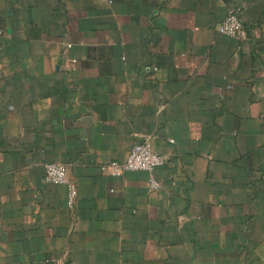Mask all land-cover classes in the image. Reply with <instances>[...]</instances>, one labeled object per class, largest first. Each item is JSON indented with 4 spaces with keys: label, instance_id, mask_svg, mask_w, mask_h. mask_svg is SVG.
<instances>
[{
    "label": "crops",
    "instance_id": "1",
    "mask_svg": "<svg viewBox=\"0 0 264 264\" xmlns=\"http://www.w3.org/2000/svg\"><path fill=\"white\" fill-rule=\"evenodd\" d=\"M0 264H264V0H0Z\"/></svg>",
    "mask_w": 264,
    "mask_h": 264
},
{
    "label": "built area",
    "instance_id": "2",
    "mask_svg": "<svg viewBox=\"0 0 264 264\" xmlns=\"http://www.w3.org/2000/svg\"><path fill=\"white\" fill-rule=\"evenodd\" d=\"M220 33L241 38L244 36V25L239 17V9L231 8L218 25ZM69 43H67V46ZM166 157L153 150L147 139H142L132 144L127 156L121 160H111L100 164L102 171H108L112 175H118L128 170H144L148 172V187L156 189L160 182L153 176L152 170L164 164ZM66 164L59 161L43 162V179L46 182L64 184L66 187V203L72 207L77 194L74 180L67 176Z\"/></svg>",
    "mask_w": 264,
    "mask_h": 264
}]
</instances>
